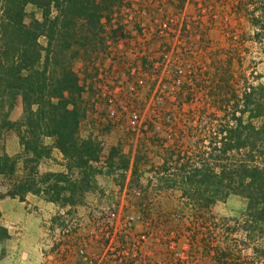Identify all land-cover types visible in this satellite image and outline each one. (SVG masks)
Here are the masks:
<instances>
[{"label":"rangeland","instance_id":"1","mask_svg":"<svg viewBox=\"0 0 264 264\" xmlns=\"http://www.w3.org/2000/svg\"><path fill=\"white\" fill-rule=\"evenodd\" d=\"M113 2L101 39L74 63L83 88L81 135L102 146L96 186L66 208L28 194L29 211L21 205L18 212L12 205L20 199H2L9 238L0 242V264H264V225L251 222L245 198L230 195L205 209L183 193L180 179L160 175L167 158L171 172L200 166L211 131L233 122L248 88L264 85V0L208 1L213 9L205 13L195 0H165L164 14L156 11L160 0ZM27 13L42 18L33 6ZM22 113L19 97H0V156L17 161L14 178L23 174L25 154L3 122ZM120 158L130 162L125 176ZM64 164L54 150L39 171L64 172ZM9 175L0 176L1 194L10 190ZM128 216L135 221L125 233Z\"/></svg>","mask_w":264,"mask_h":264},{"label":"trees","instance_id":"2","mask_svg":"<svg viewBox=\"0 0 264 264\" xmlns=\"http://www.w3.org/2000/svg\"><path fill=\"white\" fill-rule=\"evenodd\" d=\"M113 4V0H0V97H19L23 107L21 119L5 120L3 128L17 134L25 154L19 178H14L17 161L0 156V176L9 172L13 178L0 201L6 196L25 201L34 194L66 208L95 188L102 146L81 135L83 88L74 63L88 56L101 39L105 13ZM28 6L38 9L42 18L27 13ZM231 116L233 122H220L211 131L210 151L200 166L187 170L184 165L171 172L167 158L160 175L174 182L180 179L183 193L206 202L205 209L230 195L241 196L247 200L251 222L264 225V85L248 88ZM54 150L63 156L66 171L41 173V160L51 158ZM116 152L108 159L111 168ZM119 165L125 176L130 162L120 158ZM221 193L223 197L217 198ZM8 238L0 224V242Z\"/></svg>","mask_w":264,"mask_h":264},{"label":"built area","instance_id":"3","mask_svg":"<svg viewBox=\"0 0 264 264\" xmlns=\"http://www.w3.org/2000/svg\"><path fill=\"white\" fill-rule=\"evenodd\" d=\"M198 4H199V6H198V8L200 9L199 11L201 12L202 11V13H205V12H207V10H212L213 9V6H207L206 4H208V3H210V2H208V1H212V2H214L215 3V5L217 6V2L219 1V0H195ZM202 1H203V3H202ZM164 2H165V0H163V1H161L160 0V2L158 3V7L156 8V11L158 12V13H160V14H164V13H166V7L164 6L165 4H164ZM205 3V4H204ZM208 8V9H207ZM176 22L172 19V20H169V24H167V25H169V26H171V27H174L176 24H175ZM167 25H164V27L166 28L167 27ZM182 25H180V26H178V29L179 30H181L182 29ZM188 27V26H187ZM119 46V48H122V46H121V44H119L118 45ZM106 217H108V218H110V217H112V213H106ZM110 220V219H109ZM135 221V217H133V216H128L127 218H126V221H125V223H124V225H123V229H124V232L125 233H127V229L133 224V222ZM107 236H109V234H107ZM145 242V236H142L141 238H140V240H139V243H144ZM170 249L171 250H174L175 249V245L172 243V244H170Z\"/></svg>","mask_w":264,"mask_h":264},{"label":"crops","instance_id":"4","mask_svg":"<svg viewBox=\"0 0 264 264\" xmlns=\"http://www.w3.org/2000/svg\"><path fill=\"white\" fill-rule=\"evenodd\" d=\"M14 202H16L17 204H13V205H12V208H14V209L16 208L18 212H20V210H21V209H20L21 205L23 206V207H22V210L25 211V212H26V211H29V209H30V207H31V205H28V206H27L28 209H25V206L27 205V201L14 200Z\"/></svg>","mask_w":264,"mask_h":264}]
</instances>
